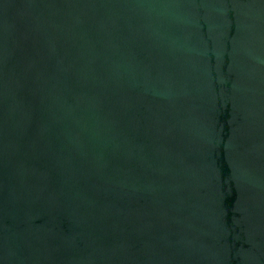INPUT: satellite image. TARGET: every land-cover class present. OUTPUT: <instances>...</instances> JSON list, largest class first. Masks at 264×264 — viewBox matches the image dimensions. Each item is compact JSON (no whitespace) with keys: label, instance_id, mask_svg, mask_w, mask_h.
<instances>
[{"label":"water","instance_id":"1","mask_svg":"<svg viewBox=\"0 0 264 264\" xmlns=\"http://www.w3.org/2000/svg\"><path fill=\"white\" fill-rule=\"evenodd\" d=\"M0 264H264V0H0Z\"/></svg>","mask_w":264,"mask_h":264}]
</instances>
